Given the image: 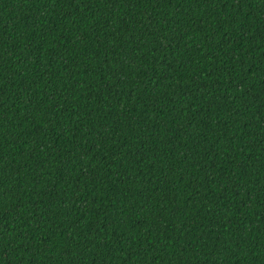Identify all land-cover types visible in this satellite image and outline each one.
Here are the masks:
<instances>
[{"label": "trees", "instance_id": "16d2710c", "mask_svg": "<svg viewBox=\"0 0 264 264\" xmlns=\"http://www.w3.org/2000/svg\"><path fill=\"white\" fill-rule=\"evenodd\" d=\"M0 264H264V0H0Z\"/></svg>", "mask_w": 264, "mask_h": 264}]
</instances>
